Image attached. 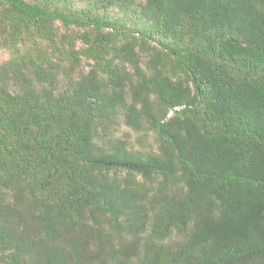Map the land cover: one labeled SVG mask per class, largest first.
I'll return each mask as SVG.
<instances>
[{
	"label": "trees",
	"instance_id": "obj_1",
	"mask_svg": "<svg viewBox=\"0 0 264 264\" xmlns=\"http://www.w3.org/2000/svg\"><path fill=\"white\" fill-rule=\"evenodd\" d=\"M0 264H264V0H0Z\"/></svg>",
	"mask_w": 264,
	"mask_h": 264
},
{
	"label": "rangeland",
	"instance_id": "obj_2",
	"mask_svg": "<svg viewBox=\"0 0 264 264\" xmlns=\"http://www.w3.org/2000/svg\"><path fill=\"white\" fill-rule=\"evenodd\" d=\"M60 31L64 32V28L60 27ZM8 58V54H3L2 55V61L6 60ZM128 136L130 140H132L133 142L138 138V134L135 133L134 131H132L130 128H128L127 126H125L124 124L121 125L120 128V132L118 133V136L122 137V136ZM151 136V135H150ZM149 141L152 143L154 142L153 140V136H151L149 138Z\"/></svg>",
	"mask_w": 264,
	"mask_h": 264
}]
</instances>
